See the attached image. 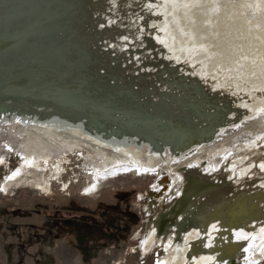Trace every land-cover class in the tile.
<instances>
[{
  "label": "bare ground",
  "instance_id": "obj_1",
  "mask_svg": "<svg viewBox=\"0 0 264 264\" xmlns=\"http://www.w3.org/2000/svg\"><path fill=\"white\" fill-rule=\"evenodd\" d=\"M31 1L0 0V11L8 7L24 15ZM197 1L216 10L202 15L213 28L228 8L233 11L230 0ZM67 2L78 4L76 10L92 20L57 10L62 1L55 0L54 16L48 12L62 27L59 35L30 36L23 45L0 49L20 52L0 56V84L10 82L0 89V143H14L0 158V168L8 169L0 192L24 187L48 195L55 181H63L66 190L72 186L71 156H78L81 172L74 169V174L85 177L90 196L120 178L155 179L140 200L169 206L158 216L152 204L144 207L150 227L137 235L143 258L161 248L166 255L156 264H264V73L250 70L264 57L249 46L233 51L237 66L229 70L215 58L216 44L192 46L194 38L199 40L195 23L190 29L169 28L164 44L156 30L161 14L169 16L171 27L191 14L182 12L186 6L177 0ZM138 2L156 11L146 13ZM172 3L177 6L171 10ZM258 12L249 14L256 22ZM22 20L26 17L0 26V35L23 31ZM67 22L77 32L66 31ZM31 46L70 48V63L35 58L29 65ZM58 68L65 76L59 87L37 82L39 74L62 80L50 71ZM216 68L219 73L213 75ZM96 74L100 82L94 81ZM2 96L7 98L1 101ZM252 127L261 130L252 133ZM13 154L18 165L12 169L8 157Z\"/></svg>",
  "mask_w": 264,
  "mask_h": 264
},
{
  "label": "rangeland",
  "instance_id": "obj_2",
  "mask_svg": "<svg viewBox=\"0 0 264 264\" xmlns=\"http://www.w3.org/2000/svg\"><path fill=\"white\" fill-rule=\"evenodd\" d=\"M177 1V5L186 6V10L183 9L182 12L191 14L186 18L183 14V18L177 20L178 24L172 27L168 21L169 16L161 14L156 30L162 33L164 44L168 41L169 28L171 32L178 27L190 29L191 24L195 23L193 28L197 29L199 40L194 38V42H190L192 46L197 49L199 46L209 48L216 44L220 54L215 58L229 65V70L237 66L236 54L231 53L233 51L242 53V50L249 46L257 49L255 54L258 58L264 57V0H230L233 11L230 13L228 8L220 18L224 24L220 21L215 25L214 21V28L207 24L210 21H203L202 15H205L206 11L213 15L216 10H206L208 5L204 2L200 4L197 0H192L194 3H188L187 0ZM139 6L138 2L136 7L142 10L147 7L142 3ZM176 6L172 3L170 9ZM132 7L133 5L127 11ZM147 8L146 13L156 11ZM257 10L260 18L256 22L249 14L253 15ZM194 12H197L196 15ZM235 13L238 16L234 15ZM239 16L243 22H239ZM66 25L68 26V23ZM252 35L261 39L252 38ZM182 40L188 42L186 38ZM240 40L246 42L245 47L237 46ZM164 44H161V47ZM252 53L249 58L254 56ZM176 55H173L175 59ZM251 69L264 73V61H261L260 65L255 63ZM214 72L213 75L217 74V68ZM261 124L262 122H259L257 126L260 127ZM260 130L252 127L251 132L257 133ZM8 141L6 139L0 143L1 159L6 155L4 147L13 143ZM8 158L10 167L15 168L18 165V156L13 154ZM71 158L73 161L68 168L72 186L70 185L68 190L64 189L63 181H55L53 193L48 195L24 187L10 190L7 194L0 192V264H156L164 258L166 254L161 248L143 258L137 238L138 234L145 235L149 230L150 217L144 207L152 204L150 199L141 201L139 196L147 197L155 179L120 178L104 187L98 195L90 196L86 194L85 177L77 179L74 174V169L81 172V161L78 156L72 155ZM7 173V168H0V183ZM151 206L155 216H158L164 212L162 209L169 205L162 208V204ZM181 238L183 239V236Z\"/></svg>",
  "mask_w": 264,
  "mask_h": 264
},
{
  "label": "water",
  "instance_id": "obj_3",
  "mask_svg": "<svg viewBox=\"0 0 264 264\" xmlns=\"http://www.w3.org/2000/svg\"><path fill=\"white\" fill-rule=\"evenodd\" d=\"M36 1H39V3L37 4H33L34 2ZM54 1V2H53ZM62 1V4H59V6L57 7V10H61V9H65V10H68L69 12L72 13V17L75 18V19H80L82 18L83 20H89L91 21L92 18L90 16H87L84 12L81 13L80 11H77L76 10V6L78 5H69L67 0H60ZM24 2V1H22ZM30 3V9L28 11H26L24 13V15L22 14L21 11H16V12H12L11 9L12 8H8L7 7V10L5 9L4 12L0 11L1 15H0V26H11V25H17V22L18 24L20 23L19 20L20 19H23L26 17V20H22L26 22V27L25 29H23V31H17V32H13L11 34H2L0 35V49H5V48H2V45L3 46H11V44H13L14 42L16 44H19V45H23L25 44V41L30 38V36H32L33 38L37 37H42L45 35V37H49L51 36V38H54L55 36L59 35L60 33V28H62L58 22L54 21L51 17L54 16L55 12L54 10H52L53 8L52 5L55 4V0H32ZM41 3H43L42 6H39ZM52 11H51V10ZM51 11L53 12L52 14L48 12ZM82 15H85L84 17L81 16ZM25 16V17H24ZM68 23V26L65 25L66 27V31L68 32H77V30H75L74 28V24H73V27L70 24V22H67ZM63 26V25H62ZM38 31V32H37ZM65 46H56L54 48L52 47H43V46H40V47H36V46H31V50H28L29 54H31L32 52V56L31 58H29L31 60V62L29 63V65H35V58H39V59H42V60H45L46 63H51V64H54V61L55 62H61V63H70L68 61V58H69V54L71 53V49L70 48H64ZM64 48V49H63ZM63 49V50H62ZM20 52L19 51H16L15 50H9V51H0V56H6V55H14V56H19ZM72 57V56H71ZM26 62V61H24ZM25 65H21V68L24 67ZM40 67H36L35 69H38ZM52 73L54 74H60L62 76V80H53L51 79L49 76L48 78H46L45 76H43V74H39L38 78L39 80H37V82H41L43 84H51V83H54V86H60V84L63 82L64 80V73L63 72H60L59 68L56 69V70H50ZM49 71V72H50ZM22 73L16 75L15 77H20ZM84 75V74H83ZM25 77H27L25 74L23 76L22 79H25ZM87 77V76H86ZM88 78V77H87ZM28 81L30 80L29 78H27ZM36 79V77H35ZM84 79V77H83ZM97 79V80H96ZM102 79L101 76H99L98 78V74H96V76H94V81H98L100 82V80ZM46 81V82H45ZM93 81V82H94ZM10 82H6V81H3V84H0V89H6L8 87H6V85H8ZM21 84V83H20ZM25 84V82H24ZM93 86V83L91 84ZM10 90V89H9ZM3 98L1 99V101L3 99H6L7 96H2ZM4 102V101H3Z\"/></svg>",
  "mask_w": 264,
  "mask_h": 264
},
{
  "label": "flooded vegetation",
  "instance_id": "obj_4",
  "mask_svg": "<svg viewBox=\"0 0 264 264\" xmlns=\"http://www.w3.org/2000/svg\"><path fill=\"white\" fill-rule=\"evenodd\" d=\"M66 190H68V188Z\"/></svg>",
  "mask_w": 264,
  "mask_h": 264
}]
</instances>
